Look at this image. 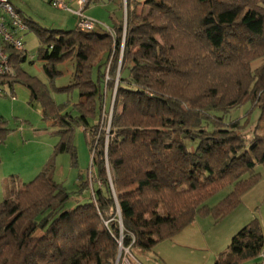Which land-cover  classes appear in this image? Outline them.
<instances>
[{
	"label": "trees",
	"instance_id": "1",
	"mask_svg": "<svg viewBox=\"0 0 264 264\" xmlns=\"http://www.w3.org/2000/svg\"><path fill=\"white\" fill-rule=\"evenodd\" d=\"M142 4L147 9L140 13ZM125 5L114 35L46 28L15 7L38 38L50 82L61 74L56 63L73 61L70 82L55 90L76 89L78 100L75 114L64 111L43 82L20 68L25 52L11 53L14 73L0 84L26 86L58 140L38 174L7 189L0 202V264H133L125 248L134 257V250H151L198 215L219 220L261 180L255 167L264 169V0ZM105 85L115 90L103 124ZM245 102L259 109L250 138L238 120L227 122L220 114ZM5 123L0 116V140L9 130ZM75 126L83 129L95 186L87 200L66 208L69 193L53 177L54 157L68 153L76 163ZM87 186L80 183L81 190ZM227 187L221 200L207 204ZM263 246L264 231L254 217L212 264H258Z\"/></svg>",
	"mask_w": 264,
	"mask_h": 264
},
{
	"label": "rangeland",
	"instance_id": "2",
	"mask_svg": "<svg viewBox=\"0 0 264 264\" xmlns=\"http://www.w3.org/2000/svg\"><path fill=\"white\" fill-rule=\"evenodd\" d=\"M141 3L144 0H138ZM24 17L46 28L73 29L76 18L65 9L51 6L45 0H10ZM122 7L110 4L108 0L89 3L84 8V15L110 28L114 22L125 19L126 0H121ZM118 10H113V8ZM121 8V9H120ZM147 9L144 4L138 7V12ZM118 11V12H117ZM114 12V15L111 13ZM93 14L98 18L89 17ZM26 58L20 63V68L27 74L35 76L43 82L51 97L57 104L65 105L64 111L75 114L73 105L78 100V91L60 92L56 87L65 86L70 82L73 71V61L67 59L56 63L61 74L52 82L42 70V61L38 57L39 41L33 29L28 28L24 34ZM119 54V64L121 61ZM103 58L100 59L102 61ZM260 63L257 60L253 67ZM121 65V64H120ZM104 69V68H103ZM106 80L110 78L108 71L103 70ZM96 71H93L95 76ZM128 74L127 71L123 76ZM117 67L114 82L118 80ZM6 88V94H0V116L6 121L9 130L0 140V202L9 188H19L29 182L41 170L50 158L53 145L58 136L52 131L48 122L42 119V108L37 101L30 100L29 89L20 83L13 85V90ZM115 88L102 89L100 103V118L108 122ZM225 121L238 120L242 125V134L250 138L252 130L259 117V109L249 102L234 107L226 113H220ZM92 122V119L91 121ZM107 125V124H106ZM108 127V126H107ZM260 133L264 132V124L260 126ZM73 144L76 149V163L68 153H59L54 157V179L60 182L69 193L66 208L75 206L76 201L83 202L90 197L91 187L95 186V169L91 164V154L86 143L82 127L75 126ZM190 144H188L189 146ZM255 172H259L261 180L245 192L239 204L224 217L216 220L211 214L198 215L195 220L174 237L159 241L149 251L134 250V257L127 255L133 264H212L215 257L227 251L231 238L245 226L252 218H258L264 231V169L256 165ZM87 182L88 186L80 189V183ZM229 191V187L212 196L207 204L213 206ZM40 234V232H37ZM125 260V259H124Z\"/></svg>",
	"mask_w": 264,
	"mask_h": 264
},
{
	"label": "built area",
	"instance_id": "3",
	"mask_svg": "<svg viewBox=\"0 0 264 264\" xmlns=\"http://www.w3.org/2000/svg\"><path fill=\"white\" fill-rule=\"evenodd\" d=\"M45 1L55 8L65 9L71 13L76 18L75 26L81 31L103 29L114 35L112 28L84 15V8L91 3V0ZM27 30V24L10 0H0V79L13 75L14 69L10 63L11 53L25 52L24 34ZM5 87V85L0 84V94H6ZM124 253H127V248L124 249ZM122 264H128V261L125 259ZM258 264H264V246L260 250Z\"/></svg>",
	"mask_w": 264,
	"mask_h": 264
},
{
	"label": "crops",
	"instance_id": "4",
	"mask_svg": "<svg viewBox=\"0 0 264 264\" xmlns=\"http://www.w3.org/2000/svg\"><path fill=\"white\" fill-rule=\"evenodd\" d=\"M108 1H110V4H111V3H114L115 6H117V7L119 6V7H121V0H108ZM91 3H93V2H91ZM72 5L75 6L74 3H72ZM120 9H121V8H120ZM113 10L116 11V10H118V8L115 7V8H113ZM122 10H123V8H122ZM117 12H118V11H117ZM111 15H114V12H112ZM88 16H89V17L98 18L97 16H95V15H93V14H88ZM114 16H115V15H114ZM259 64H260V63L258 62L257 65H255V67L258 66ZM6 87H7V86H6ZM7 89H9V88H7ZM48 124L50 125V123H48ZM53 177H54V176H53ZM263 178H264V176H263ZM261 179H262V178H261ZM135 261H136V264H138V263H137V260H135Z\"/></svg>",
	"mask_w": 264,
	"mask_h": 264
},
{
	"label": "water",
	"instance_id": "5",
	"mask_svg": "<svg viewBox=\"0 0 264 264\" xmlns=\"http://www.w3.org/2000/svg\"><path fill=\"white\" fill-rule=\"evenodd\" d=\"M125 15H126V14H125ZM120 250H121V246H120ZM119 257H120V253L118 254V257H117V261H116V263L118 262Z\"/></svg>",
	"mask_w": 264,
	"mask_h": 264
}]
</instances>
